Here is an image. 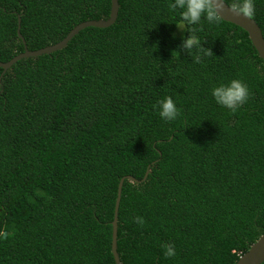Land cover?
Masks as SVG:
<instances>
[{
  "label": "trees",
  "instance_id": "obj_1",
  "mask_svg": "<svg viewBox=\"0 0 264 264\" xmlns=\"http://www.w3.org/2000/svg\"><path fill=\"white\" fill-rule=\"evenodd\" d=\"M117 1L110 26L85 27L0 78V264H115L125 175L138 181L122 182L121 264H234L264 233V61L247 33L202 17L195 35L212 54L195 63L179 48L187 32L174 35L169 0ZM109 9L110 0H0V61L23 51L18 17L34 50ZM251 18L264 38V0ZM230 78L250 92L235 112L209 94ZM164 95L174 121L155 112ZM161 243L176 255L165 258Z\"/></svg>",
  "mask_w": 264,
  "mask_h": 264
},
{
  "label": "clouds",
  "instance_id": "obj_2",
  "mask_svg": "<svg viewBox=\"0 0 264 264\" xmlns=\"http://www.w3.org/2000/svg\"><path fill=\"white\" fill-rule=\"evenodd\" d=\"M230 7L245 17L254 15V0H234ZM167 8L178 15V21L174 23L175 27L187 32V35L180 38L179 48L184 50L195 63H200L202 56L212 54L208 48L202 46V41L195 35V32L199 31L202 17L209 23L218 21V15L213 10L210 0H169ZM192 25L197 27L192 28ZM175 54L178 55L176 50ZM209 94L217 105L229 112H235L250 96L248 86L239 78L221 80L213 84L209 88ZM154 109L156 114L166 122L174 121L179 115L178 107L168 95L159 98ZM133 222L143 225L144 219L136 216L133 217ZM160 248L165 258L176 255V249L171 243H161Z\"/></svg>",
  "mask_w": 264,
  "mask_h": 264
},
{
  "label": "water",
  "instance_id": "obj_3",
  "mask_svg": "<svg viewBox=\"0 0 264 264\" xmlns=\"http://www.w3.org/2000/svg\"><path fill=\"white\" fill-rule=\"evenodd\" d=\"M210 4L213 10L217 13L218 17L224 21L230 22L236 26L242 28L248 35V38L255 48L258 56L264 61V38L262 36L261 30L258 24L252 19L251 17H245L238 12L231 9L230 5H228L224 0H210ZM118 11V1L117 0H110V9L109 15L105 19H87L84 21L79 22L73 28H71L68 33L57 42L52 44L43 46L38 49L30 50L26 47L24 38L22 37L19 27H20V20L19 17L17 18V36L23 43V51L19 52L18 54L14 55L7 61H0V67L2 71L0 73V78L2 74L16 61L22 58L28 57H36L42 54H50L53 51L60 50L63 48L68 41L81 29L94 26V27H108L114 23L117 17ZM148 173V168L144 172L141 180L146 178ZM130 179L132 181L137 182L138 180L129 176L125 175L121 177L117 184V191H116V198L114 202V210H113V218L111 220V243L110 249L113 256V260L115 264H121L119 260L118 253L116 251V232H117V209L120 199V192L122 187V182L124 179ZM5 232H3L2 236L4 237ZM264 260V233L261 234L253 243L250 244L249 248L242 253L238 259L235 261L234 264H261Z\"/></svg>",
  "mask_w": 264,
  "mask_h": 264
},
{
  "label": "rangeland",
  "instance_id": "obj_4",
  "mask_svg": "<svg viewBox=\"0 0 264 264\" xmlns=\"http://www.w3.org/2000/svg\"><path fill=\"white\" fill-rule=\"evenodd\" d=\"M173 33H174V35H176V36H182L183 33H184V30H179V29L175 28V30H174Z\"/></svg>",
  "mask_w": 264,
  "mask_h": 264
}]
</instances>
